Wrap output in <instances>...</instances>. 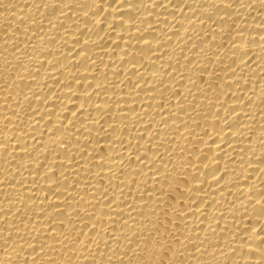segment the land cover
Segmentation results:
<instances>
[{
    "label": "bare ground",
    "instance_id": "6f19581e",
    "mask_svg": "<svg viewBox=\"0 0 264 264\" xmlns=\"http://www.w3.org/2000/svg\"><path fill=\"white\" fill-rule=\"evenodd\" d=\"M0 264H264V0H0Z\"/></svg>",
    "mask_w": 264,
    "mask_h": 264
}]
</instances>
